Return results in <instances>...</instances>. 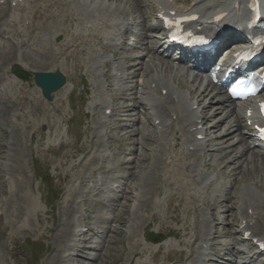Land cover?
<instances>
[{
  "label": "rangeland",
  "instance_id": "obj_1",
  "mask_svg": "<svg viewBox=\"0 0 264 264\" xmlns=\"http://www.w3.org/2000/svg\"><path fill=\"white\" fill-rule=\"evenodd\" d=\"M103 1L105 3L107 0L90 3L88 0H74L70 5L67 0L71 9L66 15L101 9ZM24 8L28 10L31 5ZM39 11L33 13L35 25L44 18L41 15L42 19L38 18L39 14L43 15L42 10ZM24 17L26 19L25 15ZM26 51V57H21V53ZM1 54L3 55V51L0 50V73L8 65L20 62L25 66L23 69L30 74L32 71L57 70L66 75L70 84L74 85L73 83L79 81V74L75 76L76 66L69 58L65 59L67 55L53 60L51 53L31 52L25 47L11 50L6 57ZM78 61L79 58L76 57V63ZM177 79L184 85L186 93L191 90L194 95L199 93L200 86L192 83V79L185 75ZM87 80L90 94L86 102H82L77 94H73L71 100L67 94L59 93L56 98L62 100V106L55 105L57 99L53 103L40 100L32 79L23 85L14 84V89L11 83L8 85L11 100L0 109V264H170L163 252L165 249L154 257L155 250L143 243V238L147 237L146 231L151 229L164 235H174L187 224L191 226L192 221L198 218L199 211L186 213V209H191L189 203L180 206L176 219L172 218L173 214L170 218L162 211L165 196L176 192L175 184L184 177H179V174L184 173L188 163L177 161L178 166L175 168L164 163L157 164L154 170L152 165L156 160L150 156L148 159L150 147L140 149L137 146V155L119 154V148L124 146L125 140L105 143L109 150L102 156L99 155L103 149L98 150L93 142V134H102L105 130L96 129L92 116L88 114L94 88L89 77ZM101 88L111 97L108 86ZM220 98L219 96L218 99ZM10 141H13L12 149L6 148ZM142 145L145 146L144 143ZM138 155L141 157L139 162L143 164L142 167L137 166V162L119 166L122 162H128L127 159L137 160ZM180 164L182 168H179ZM34 166L39 171L38 176L42 177L41 182L34 175ZM119 168L122 173L129 171V184L132 185L128 190L129 194L122 200L125 209L116 217L109 215L112 219L114 217V221L110 223L111 231L101 244H97L99 240L88 233L87 236L94 242L91 247L95 248V252L92 249L83 251L79 248L74 252L70 244L77 235L75 228L85 227L86 230V224L103 225L102 219L108 215L94 205L96 201L102 202L103 195L99 197L92 191L93 188L102 189V185L106 187L111 184L113 174H116L112 170ZM173 169L178 172L173 173ZM164 177H167L170 184L163 181ZM161 191L163 195L158 197ZM208 194H214L212 189ZM210 204L212 201L198 207L204 212L206 208H212ZM153 214L156 216L151 219ZM211 214L212 211L209 216ZM224 216L221 213L216 217L222 221ZM230 220L231 217H228L227 221L220 223L218 233L221 236L231 233L228 225ZM178 240L182 242L181 246L188 241L192 242V239ZM97 248L100 249L99 252ZM72 255V262H69L68 258ZM77 255H80L79 260Z\"/></svg>",
  "mask_w": 264,
  "mask_h": 264
},
{
  "label": "bare ground",
  "instance_id": "obj_2",
  "mask_svg": "<svg viewBox=\"0 0 264 264\" xmlns=\"http://www.w3.org/2000/svg\"><path fill=\"white\" fill-rule=\"evenodd\" d=\"M45 1H47V0H45ZM193 1L194 0H191L190 3L193 2ZM221 1H227V0H209L205 4L201 3L198 6L193 5L191 8H189L187 10L188 11L196 10L198 14H202L204 8H206V12H210V11H213V6H211V3L214 2L215 5H216L215 7L217 9H219ZM230 1L231 2L228 4V6L224 8L225 9L224 12L227 13V18L229 16L236 17L239 12L244 11V9H245L243 0H230ZM12 2H15V0H4V6H8V4L9 3L11 4ZM9 10H10L9 7H5V8L0 9V20H2L5 16H7ZM181 11H183V9H181ZM118 15L123 16L124 12L123 11H118ZM33 16H34V14H32V17ZM227 18H226V20H227ZM44 20H45L44 23L42 25L39 24L38 27H36L35 23L34 24L32 23V25L27 30V37H26V40L24 41V43L29 42L33 38L36 39V40H39V41H36L37 43H39V42L40 43H44V42L47 41V35L44 33V31L48 28L46 26L49 25V24L46 23V18ZM57 22H58V20L55 18L52 24H56ZM7 24L12 25V26H16L14 14L11 15L8 18ZM197 26H200V25L198 24ZM4 28H5V26L3 25V22L1 21V24H0V38H1V35L8 36L6 31L3 30ZM10 28H12V27H10ZM35 30L36 31L38 30L40 32V34L35 36ZM12 37H13L12 35L10 37H8L6 42H8L9 39H11ZM89 37L91 39H94L95 38V34L93 32H91V33H89ZM80 44H88V40H86V41L85 40H78L75 43L68 45L67 48L68 49H72V48L77 47ZM48 50H49V48H47V47H44L42 49L43 52H46ZM8 53H9L8 49H3V55L1 54V56L6 57L8 55ZM154 53L155 52H153V54ZM148 54H150L149 51H147V55ZM147 55H145V57H147ZM165 65L166 64H162L161 65V71H162V67H164ZM140 66L142 68V69L141 68L140 69L143 70V71H146V70H144V68H149L150 67V69H151V71H146V74L144 75L145 80L143 81V83H144L143 91L142 92L141 91H136V92H133L131 94L132 96L135 97L134 98L135 99V104L133 106L122 104L120 106L114 107L112 109V112H114V113H118V112L123 113V117H121L122 118L121 120L126 122L131 117L130 116L131 115L130 114L131 111H133L135 109H138V108H145V109H148L149 112H153V111L155 112V111H157L156 109L158 107L157 103H160V104L163 103L164 105H166V107H158V109H160L161 111L157 112L156 113L157 115L155 114L156 115L155 120H159L160 119V120H162V124H164L166 121L171 120L172 117L176 114V117H177V120H178V127H179V125H181V128H179V129L182 130V134L183 135L180 134V136H179V134H177L178 136L176 135L174 137L173 140L177 142L175 144V147L177 149H179V147H180V149H182V150L184 149L185 150V149H188V147H190V146H194L195 148H197L199 150H203L204 149V144H205L204 141L196 142L192 138V136L193 135L194 136L202 135L203 134V127H204L203 125H206V123L205 124L201 123L199 117L197 116L198 113L196 111H192L190 109L192 105H189L190 111L187 110V115L181 116L180 114H178L177 110L170 105L171 103H172V105H174L175 101H174V94L169 89L168 83L165 80L160 79L157 72L156 73H152L153 70L156 71V66L155 65H151L150 66V64L144 63L142 61L140 62ZM169 68H171V67L170 66H165V70L169 69ZM135 70L136 69H133V68H127L125 70L126 71V73H125L126 74V79L132 80L135 77V73H136ZM117 72L124 73L123 69H119V70H117ZM139 75H142V74H139ZM9 76H10V72L8 70L5 73L6 81L8 80ZM5 77L2 76V79H4ZM114 78L115 79H119V77L117 75H115ZM106 79L111 80V76H109ZM164 91L166 92L165 96L162 95V93ZM1 95L2 94L0 93V96ZM204 96H205V93L201 92L199 95H197L196 99L201 102V101H203ZM163 99H164V102H162ZM187 100H188V98H187ZM170 101H173V102H170ZM197 103H199V102H197ZM211 103H214L215 105H217L218 102L217 101H215V102L212 101ZM108 108L109 107H105V108H103V110L108 109ZM208 108H210L209 105H208V107H206V106L203 107V109H208ZM221 110L222 109L220 107H217L216 113H221L222 114ZM112 115H113V113H112ZM213 115L214 114H211V115L207 116V118H205L204 120H206L208 122L209 118L213 117ZM226 119H227L226 117L225 118H220L219 121L216 124L211 126L210 130L219 129L222 125L225 124ZM173 127H176V126H173ZM125 129H127V128H125ZM241 129H242L241 133L243 134V141H245L244 137H247L248 139H251L253 141L252 144L254 145L253 153L258 154L260 152V150H258L255 147L256 141L252 137V132L246 131V129L244 130V128L242 127V125L240 123H237L235 130L225 129V133L222 136L221 140H223V141L227 140L232 133H234L236 131L239 132ZM138 131H140V130L138 129ZM232 131H234V132H232ZM124 135L127 136V137H133L134 136L133 134L131 135V133L129 131H126L124 133ZM112 138H114V136ZM132 145H136V143L132 144ZM262 158H264V152H262ZM192 162L193 163L191 164V166H189V168L186 169V172H189V170L192 169L195 172V175H197V178H201V175H199V172L196 170V168H198L197 165L199 163V159H195ZM233 162H231V163H233ZM228 167H229V165H225V166L222 167V169L226 170ZM202 183H204L203 180H202ZM202 183L200 185L202 186V188H204L205 186ZM150 188L153 189L152 187H150ZM245 190H246V192L248 194V198H247L245 203L241 202V204L239 205V208H244V206H246V211H247L248 209L254 208L255 204H260V203L263 204L264 203V196L259 194L257 191H254L253 185H250L249 187H246ZM172 201H173V198H170L169 199V203H171ZM182 202L183 201H179L180 204H182ZM186 213L187 214L190 213V210L187 209ZM251 219H252V216H248L247 212H246V215H244L242 217V221H245L246 226L249 225ZM185 230H188V227H186ZM87 244L88 243H86V245ZM75 248L73 247V249H75ZM81 248H83V247H81ZM234 250L232 249V251H234ZM226 252H227V250L225 249L223 257H226V255H225ZM248 257L250 259L254 258L251 255H249Z\"/></svg>",
  "mask_w": 264,
  "mask_h": 264
},
{
  "label": "water",
  "instance_id": "obj_3",
  "mask_svg": "<svg viewBox=\"0 0 264 264\" xmlns=\"http://www.w3.org/2000/svg\"><path fill=\"white\" fill-rule=\"evenodd\" d=\"M45 81L42 79V77H39L37 80V83L42 85V82L46 83V84H54L53 88L50 90H47L45 92V95H48L52 90H56L57 88H59L62 84V80L56 76H45Z\"/></svg>",
  "mask_w": 264,
  "mask_h": 264
},
{
  "label": "snow or ice",
  "instance_id": "obj_4",
  "mask_svg": "<svg viewBox=\"0 0 264 264\" xmlns=\"http://www.w3.org/2000/svg\"><path fill=\"white\" fill-rule=\"evenodd\" d=\"M233 94H236L235 90H233ZM262 111H264V110H262ZM259 133H260L261 139H264V128L259 129Z\"/></svg>",
  "mask_w": 264,
  "mask_h": 264
}]
</instances>
